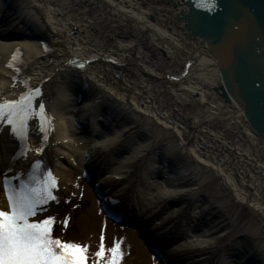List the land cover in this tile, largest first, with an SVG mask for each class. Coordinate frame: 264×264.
<instances>
[{"label": "bare ground", "instance_id": "6f19581e", "mask_svg": "<svg viewBox=\"0 0 264 264\" xmlns=\"http://www.w3.org/2000/svg\"><path fill=\"white\" fill-rule=\"evenodd\" d=\"M187 11L184 0H0V104L18 103L39 89L35 111L43 104L52 118L50 129L48 121L33 116L24 141L12 134L6 118L0 121L3 180L21 179L37 163L40 178L50 171L57 179L55 195L79 194L86 204L91 195L103 194L114 206L104 208L105 218L95 202L76 221L64 226L59 220L53 228L62 241L87 245L91 258L103 235L106 248L122 241V264H154L149 253L169 264H264V245L252 243L254 218L236 228L222 203L227 198L264 220V138L227 91L207 44L179 20ZM65 34L70 51L63 49ZM109 43L114 46L105 48ZM157 50L169 61L150 58ZM179 61L181 67H175ZM108 64L125 80L139 81L133 96L157 90L152 109L162 131L148 144L143 139L151 124L145 120L149 108L136 111L129 96L115 100L101 91L96 69ZM167 90L175 102L167 103ZM77 116L73 136L70 125ZM121 154L124 160L114 162ZM74 162L91 172L86 177H96L86 179L92 185L88 193L81 192L82 174L75 178L71 171ZM159 175L161 182L151 183ZM0 211H9L5 192ZM43 219L38 214L30 222ZM111 225L133 231L142 226L139 237L149 251L133 231L121 233ZM257 229L261 233L264 222ZM178 251L194 260H175Z\"/></svg>", "mask_w": 264, "mask_h": 264}, {"label": "snow or ice", "instance_id": "6c2138e0", "mask_svg": "<svg viewBox=\"0 0 264 264\" xmlns=\"http://www.w3.org/2000/svg\"><path fill=\"white\" fill-rule=\"evenodd\" d=\"M199 6L211 12L216 0H202ZM40 95L39 89L35 94L29 90L18 103L0 104V121L6 118L12 134L21 141L25 139L27 122L33 116L48 121L52 128V118L47 116L45 106L40 104L39 112L35 111L33 102ZM57 189L58 181L50 171L43 178L34 171L28 183L21 184L18 190L7 188L6 182L10 211H0V264H122L125 255L122 241H115L106 248L101 235L98 250L91 258L87 245L53 236L56 217L30 222V218L46 211L45 206L50 202L59 203L54 194ZM60 223L66 226L68 221L64 219Z\"/></svg>", "mask_w": 264, "mask_h": 264}, {"label": "water", "instance_id": "95a60500", "mask_svg": "<svg viewBox=\"0 0 264 264\" xmlns=\"http://www.w3.org/2000/svg\"><path fill=\"white\" fill-rule=\"evenodd\" d=\"M201 2L184 0L179 20L207 44L227 91L264 138V0H216L211 12Z\"/></svg>", "mask_w": 264, "mask_h": 264}, {"label": "rangeland", "instance_id": "374dc122", "mask_svg": "<svg viewBox=\"0 0 264 264\" xmlns=\"http://www.w3.org/2000/svg\"><path fill=\"white\" fill-rule=\"evenodd\" d=\"M30 24V23H29ZM95 32V31H94ZM96 32H98L97 31V29H96ZM95 32V33H96ZM67 35V36H66ZM69 39V37H68V34H65L64 35V38H63V42H65V44H64V47H63V49H67L68 51H70L69 49H68V47H69V42H66L67 40ZM5 41H6V39H5ZM69 41V40H68ZM109 46H114V44H112V43H109V44H107L106 45V47L105 48H109ZM71 49V48H70ZM163 50V49H162ZM162 50H157L156 51V53L154 54V55H152L150 58H154V59H164L165 61H169V59H168V56H167V53H165V52H163ZM73 52V51H72ZM181 57H179V59H180ZM179 59H177V60H179ZM175 67H177L178 66V68L179 67H181V62L179 61V62H177L175 65H174ZM113 67V65H111V64H108L107 66L105 65L103 68L101 67V69H96V72L97 73H101V74H97V73H95V75H97V77L98 78H96V81H98L99 82V84L101 85V91L103 92V91H105V92H107V95H111L112 96V98H115V100H119L120 99V96H123V95H126L127 97L129 96V98H126V100H128V103H129V105H130V103H132V104H134V105H136V107H135V110L136 111H138L137 110V108L139 107L140 108V110L141 109H143L142 111H144V112H146V110H147V108H149V110H148V112H146V117H145V120L146 121H149V123H151L150 125H149V127H147L148 128V131H147V135H145V138L143 139V140H145V142H144V144H148V142H147V139H150V136L152 137L153 135H155L156 134V132L159 130V131H162V129H161V126H157L156 127V124L155 123H159V122H157L156 121V119H160L159 118V116H156L154 113H155V110L154 109H152V106H156L155 105V102H154V97H155V95L157 96V93H156V91L157 90H153V92H155V93H153L152 95H146V94H140V96H133L131 93H133V94H135V93H137L136 91H135V89L136 88H138V86H139V81H137V80H134V81H132V80H128V79H124V78H122L121 76H119L116 72H115V68L113 69L112 68ZM183 67V66H182ZM94 69H92V73H94V71H93ZM180 72H178L177 74H179ZM95 77V76H94ZM131 90V91H130ZM165 90V89H164ZM163 90V91H164ZM167 94H166V101H167V103H172L173 101L175 102V99H174V97L172 98V96L170 95V93H169V91L167 90ZM132 98L135 100V102H133L134 100H132ZM108 100V99H107ZM165 101V102H166ZM103 104V103H102ZM97 105V104H96ZM121 109V108H120ZM127 110H128V108H126ZM160 110H161V108H160ZM136 111H135V114H136ZM150 113V114H149ZM148 114L150 115V117H147L148 116ZM80 115V114H79ZM137 115V114H136ZM152 115H153V117H152ZM139 116V115H138ZM143 116V115H142ZM156 116V117H155ZM74 119L75 120H77V122H79L80 123V117L79 116H77L76 118H73L72 119V123H71V125H70V133H71V135L73 134V136H74V134H75V130L77 129V125L75 124V122H74ZM158 125V124H157ZM98 129H101V128H104V127H101V125L98 123ZM102 130V129H101ZM164 133H166V131H163ZM107 135V134H106ZM106 135H104L103 137H105ZM87 136H91L90 134L89 135H87ZM86 136V137H87ZM148 136V137H147ZM85 137V139H83L84 141L83 142H81V144H83L86 140H87V138ZM139 144H143V142L142 143H139ZM85 145V144H84ZM83 145V146H84ZM87 145V144H86ZM85 145V146H86ZM171 148H174V149H176L177 148V146L176 145H172V147ZM181 149V148H180ZM118 155V154H117ZM117 155H115V161L114 162H118V160H120V159H122V160H124L123 158H121V156H122V154L121 155H119V156H117ZM86 161H82V163L80 164V163H78V162H74V164H75V166L73 167V168H71V171L72 172H74V177L75 178H77V177H79V174L81 173L82 175H81V178H80V180L82 181V183H81V192H90L89 190L90 189H92L91 188V181L93 180V179H95V178H91V181L90 182H88V181H86V173L87 174H90L91 172L90 171H88V169H86L85 170V168L83 169V170H79L78 169V166L77 165H79L80 164V166L82 165V167H84V165H86ZM234 164V163H233ZM115 167H116V164L114 165ZM144 168H148V165H146ZM154 170V169H153ZM153 172V171H152ZM73 177V178H74ZM102 177V176H101ZM246 177V176H245ZM209 178L212 180V179H215L214 177H212V176H209ZM215 180H217V178L215 179ZM4 181L5 180H3V174H2V172L0 171V197L1 196H3V184H4ZM150 181H151V183L153 182V181H156V182H161V177H160V175L159 176H153L151 179H150ZM97 184H98V182H97ZM219 184H221V183H219ZM100 191L102 192L103 190H102V187H101V189H100ZM107 194V193H106ZM77 195V196H76ZM75 195V197H72V199L71 198H68V197H66V195L64 194V193H61L60 195H59V193H57L56 194V196L58 197V200H59V203H56V202H50L48 205H46L45 207H46V211H43V212H41V213H38V214H40V216H43L44 218H46L47 216L49 217V214L51 213L53 216H55L56 217V219H57V221L59 222V220H64V219H67V220H69V217H70V221L68 222L69 224H71V222L72 221H76L77 219H78V217L82 214V213H85L89 208H90V206H91V204H93L94 205V203L96 202V204H95V206H96V208H97V210H98V212L102 215V217H104V215L102 214V212H101V209L99 208V206H100V202L98 201V199L95 197V196H92L91 195V199H92V201H86V204H84V203H82L83 201L78 197V195L79 194H76ZM225 200V201H224ZM222 203H227L228 204V206H229V216H231L230 218H232L233 220H234V224L235 225H238V226H236V228H244V227H247L248 226V222H249V220H251L252 219V217L254 218L253 220H255V223L254 224H249V225H251V226H249V227H251L250 229H252V231H255L256 232V238H258L259 240L257 241L256 240V238H255V241H252V243H255V244H257L258 245V247L260 246H262V245H264V240H260L262 237H264V229H261V233H259L258 232V226H260L261 227V225L263 224V222H264V220H262L261 219V216L258 214V217L257 218H255V216L254 215H252L251 213H249V214H246L247 213V211H246V209H245V207H240L241 205H239L238 203H234V202H229L228 201V199L227 198H225V199H223L222 200ZM226 204V205H227ZM180 207L181 206H177V207H175V208H169L168 210H170L169 211V213H172L174 210H178V209H180ZM240 212H243V215L245 216V217H243L244 219H241V218H239V213ZM168 213V211H164L163 213H162V215H161V217L163 218V217H166L167 214ZM192 212H190L189 213V218H190V216H191V218H190V223L192 224V222H193V215L194 214H191ZM191 214V215H190ZM260 217V218H259ZM105 218V217H104ZM258 219H259V221H258ZM106 220V219H105ZM107 221V220H106ZM58 222H57V224H56V226L55 227H57L58 228ZM108 223H109V221H107ZM134 223L135 222H133V221H131L130 223H128L127 221H125L124 222V224H126L127 226H129V227H132V226H134ZM110 224V223H109ZM138 224V223H137ZM195 224V223H194ZM116 231H118V232H121V233H126V234H132L131 232L133 231L132 229H128L127 227H125V228H119V227H115L114 225H111ZM193 226V225H192ZM196 226V225H195ZM149 228H151L152 227V225L150 226H148ZM68 229H69V227H67ZM138 229H143V227L142 226H138L137 227ZM67 229V230H68ZM138 229H134L135 231H133V233L136 235V238L141 242V245H143L144 246V248L145 249H147L148 251H149V249L146 247V243L144 242V241H142V239L139 237V233H138ZM200 229V228H199ZM197 231V234H201L200 233V230H196ZM183 232V231H182ZM199 232V233H198ZM202 232V231H201ZM149 234H153V231L151 230V231H149L148 232ZM147 233V234H148ZM143 234H145V232L143 233ZM202 234H204V230H203V232H202ZM254 235V236H255ZM152 237H154L153 235H152ZM170 239V238H169ZM177 242V241H176ZM175 242V243H176ZM172 245H174V243L172 242L171 243V246ZM183 251H178L177 253H175V260H182L183 258V261H188V262H190V261H192V260H194L192 257L191 258H189V257H187L186 256V258H185V252H183ZM149 255L152 257V260H153V262L154 263H156V264H158V263H161V260L158 262L157 261V259H156V256L154 255H151L150 253H149ZM221 255V254H220ZM219 258H220V256H219ZM219 260V262L221 261L220 259H218ZM210 262V261H209ZM178 264H184V263H178ZM185 264H194V263H185ZM205 264V263H204ZM206 264H210V263H206ZM214 264H218V263H214Z\"/></svg>", "mask_w": 264, "mask_h": 264}]
</instances>
